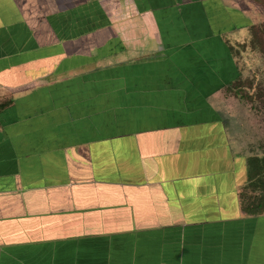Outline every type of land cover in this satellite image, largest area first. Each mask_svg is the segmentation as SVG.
I'll use <instances>...</instances> for the list:
<instances>
[{"label":"crops","instance_id":"0c3cea01","mask_svg":"<svg viewBox=\"0 0 264 264\" xmlns=\"http://www.w3.org/2000/svg\"><path fill=\"white\" fill-rule=\"evenodd\" d=\"M258 19L231 0H0V264H264L220 109L226 40Z\"/></svg>","mask_w":264,"mask_h":264},{"label":"rangeland","instance_id":"374dc122","mask_svg":"<svg viewBox=\"0 0 264 264\" xmlns=\"http://www.w3.org/2000/svg\"><path fill=\"white\" fill-rule=\"evenodd\" d=\"M236 6H250L259 17L256 25L264 24V0H231ZM252 37L232 40L235 59L242 77V88L246 98L226 93L224 128L235 153L239 157H264V33ZM231 37V36H229ZM254 40V43H252ZM242 155V156H241Z\"/></svg>","mask_w":264,"mask_h":264},{"label":"trees","instance_id":"16d2710c","mask_svg":"<svg viewBox=\"0 0 264 264\" xmlns=\"http://www.w3.org/2000/svg\"><path fill=\"white\" fill-rule=\"evenodd\" d=\"M248 32H251L252 37H258L259 32L264 33V24L251 25L248 27ZM229 51L235 59V46L230 40H226ZM239 43V42H238ZM254 43V40H252ZM238 75L225 88V93L234 94L241 98L248 96L244 95L242 88V77L236 61ZM246 96V97H245ZM234 148V147H233ZM235 150V149H234ZM246 169L248 181L243 186L241 196V207L247 215H263L264 214V157L246 156Z\"/></svg>","mask_w":264,"mask_h":264}]
</instances>
